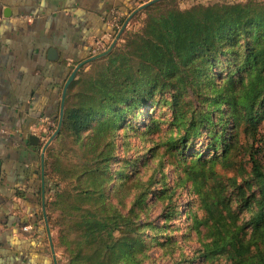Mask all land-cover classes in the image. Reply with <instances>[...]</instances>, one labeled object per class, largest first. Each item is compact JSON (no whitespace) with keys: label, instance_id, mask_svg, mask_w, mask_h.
I'll return each mask as SVG.
<instances>
[{"label":"rangeland","instance_id":"obj_1","mask_svg":"<svg viewBox=\"0 0 264 264\" xmlns=\"http://www.w3.org/2000/svg\"><path fill=\"white\" fill-rule=\"evenodd\" d=\"M250 1L264 3V0H157L132 17H126L122 33L112 40L111 51L85 64L83 78L94 77L90 82H95L101 75L97 77L101 68L115 66L113 60L119 55H127L135 64L130 40L143 32L151 16L197 5ZM244 44L242 39L234 44L225 43L226 50L222 49L224 51L210 71L215 75L214 80L219 82L224 78L228 62H236L237 55L240 56L237 61L243 57ZM82 85L81 82L76 88L81 90L86 84ZM73 102L71 99V104ZM130 104L125 102L102 114L80 134L75 123H69L64 134L53 144L54 168L58 172L54 173L57 181L55 185L51 182L53 189L49 198L54 200L51 217L55 219L57 235L61 226L68 245L60 246L64 258L68 261V257L73 258L82 250L88 262L102 259V242L82 243L79 222L89 211L111 215L116 209L124 214L131 213L129 216L138 225L135 235L141 246L139 250L137 248V255L143 264H235L230 251L220 247L204 257L206 243L219 238L218 224L214 223L219 216L214 212V221L210 220L211 213L202 205L194 181L188 177V166L196 163V171L205 176L198 182V188H213V197L221 190L222 203L229 206L227 210L239 214L234 216L236 224L249 227L247 221L252 208L246 207L243 199L238 198V184L252 181L251 145L264 168V100L258 104L256 141L246 139L242 133L233 140L231 123L226 130L222 129L227 119L226 103H204L205 110L213 109L214 116L204 121L197 135L181 142L176 140L186 134L192 111L196 108L193 104L180 113L170 103L158 99L157 93L152 101L129 107ZM58 125L55 123L54 132ZM226 144H232L228 159L223 157ZM105 158L108 160L106 176L102 175L106 166L97 173L92 172L95 161L102 164ZM100 186L108 195L105 201ZM247 190L246 196L250 191ZM85 191L89 194H84ZM138 195L143 202L135 201ZM122 230L125 233L129 228ZM114 258L111 256L110 260L114 261ZM126 260L121 258V263Z\"/></svg>","mask_w":264,"mask_h":264},{"label":"trees","instance_id":"obj_2","mask_svg":"<svg viewBox=\"0 0 264 264\" xmlns=\"http://www.w3.org/2000/svg\"><path fill=\"white\" fill-rule=\"evenodd\" d=\"M112 30L115 37L120 35L121 30L123 31L114 28ZM241 39L245 42L243 57L241 56L242 58L237 61L240 57L237 55L236 62H228L224 78L217 82L213 78L215 75L210 71L218 62L221 52L226 50L225 43L234 44ZM130 44L133 46L135 64L131 63L132 60L127 55H119L113 60L115 66L101 68L97 77L100 73L101 75L95 82H90L94 77L83 78L85 71L82 68L69 85L61 129L45 154L47 191L53 189L51 182L55 185L57 181L54 177L58 169L54 168L53 144L64 134L65 127L69 123H75L77 133L80 134L83 128L114 107L125 102H131L129 107L136 103L140 105L152 101L156 93L158 99L170 103L180 113H183L190 103L196 107L192 111L186 134L176 141L181 142L189 136L197 135L204 121L214 116L213 109L205 110L206 102L226 103L227 119L222 129L226 130L231 123L233 140L236 135L242 133L246 139L252 138L256 141L255 133L260 113L258 104L264 100V3L250 1L236 4L197 5L187 10L175 9L162 12L151 16L143 32L135 34ZM110 51L111 47L103 55L91 56L92 59L88 63ZM81 82L86 85H82L84 87L80 90L76 86ZM143 94L146 96L143 97ZM71 99L74 101L73 104ZM217 120H220V117ZM242 127L246 128L243 130ZM232 144L225 145L226 149L223 152L225 159L229 158ZM249 154L252 181L238 184V198L243 199L246 207L252 208L251 216L247 221L249 227L236 224L234 216L239 214L227 210L229 206L222 203L221 190L213 197V188L205 190L198 188V182L205 176L196 171V163L188 166L191 173L188 177L194 181L202 205L211 213L210 220H213L214 212L219 216L217 220H213L218 224L219 238L212 243H206L204 257L208 256V252H215L220 247L230 251L235 264H264V168L253 145L250 146ZM107 163L106 158L102 164L95 161L96 166L92 172L97 173ZM107 168L108 165L102 171L103 176H106ZM100 188L104 190L101 196L105 201L108 195L103 186ZM247 189L250 190L248 196H246ZM84 194L88 195L89 192L85 191ZM135 201L143 202L140 195ZM47 206L52 213L54 200H49ZM129 214L116 209L111 215L98 214L95 211L85 214L79 222L82 243L102 242L100 254L102 259L88 262L81 250L73 258L68 257V264H83L85 261L89 264H143L137 255L141 246L135 235L138 225ZM49 221L55 224L51 214ZM126 227L129 230L124 233L122 229ZM60 229H58L59 246L68 247ZM111 256L115 257L114 261L110 260ZM121 258L127 259L125 263H121Z\"/></svg>","mask_w":264,"mask_h":264},{"label":"crops","instance_id":"obj_3","mask_svg":"<svg viewBox=\"0 0 264 264\" xmlns=\"http://www.w3.org/2000/svg\"><path fill=\"white\" fill-rule=\"evenodd\" d=\"M143 4L0 0V264H68L49 221L48 128L59 124L65 85L92 59L93 41L114 39L111 11L127 17Z\"/></svg>","mask_w":264,"mask_h":264},{"label":"built area","instance_id":"obj_4","mask_svg":"<svg viewBox=\"0 0 264 264\" xmlns=\"http://www.w3.org/2000/svg\"><path fill=\"white\" fill-rule=\"evenodd\" d=\"M141 1L142 3H147L151 0H141ZM125 19H126V16L120 10L113 9L111 11V16L108 22L112 26V28L116 29L117 31H120V29L123 26V21ZM112 44L113 43L110 39H105L103 37L96 38L93 41V44L91 46V51H90L91 56L97 57V56L103 55L110 49ZM50 125L51 127H49L48 130L50 134L53 135L55 133L54 130L56 127H55V124L53 123H51Z\"/></svg>","mask_w":264,"mask_h":264},{"label":"water","instance_id":"obj_5","mask_svg":"<svg viewBox=\"0 0 264 264\" xmlns=\"http://www.w3.org/2000/svg\"><path fill=\"white\" fill-rule=\"evenodd\" d=\"M155 1H157V0H151L150 2H147V3H145V4H143L142 6H140L136 11H134L131 15H130V17H132L137 11H139L140 9H143L144 7H146V6H148L149 4H151V3H153V2H155ZM122 33V30L119 32V34H121ZM80 67V66H79ZM75 73H76V71H74L72 74H71V76H70V78H69V80L67 81V84L65 85V88H64V91H63V98H62V115H61V118H60V122H59V125H58V128H57V130L55 131V133L49 138V140L45 143V145H44V147H43V156H42V161H43V171H44V167H45V165H44V157H45V150L47 149V147H48V145L51 143V141L54 139V137L58 134V132L60 131V129H61V123H62V119H63V109H64V104H65V97H66V93H67V88H68V86H69V84L71 83V81L74 79V77H75ZM30 139H31V141L33 142V143H39L40 142V138L38 137V136H36V135H31L30 136Z\"/></svg>","mask_w":264,"mask_h":264}]
</instances>
